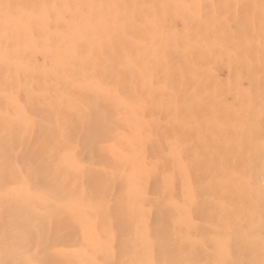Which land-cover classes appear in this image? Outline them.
Wrapping results in <instances>:
<instances>
[{
  "label": "bare ground",
  "instance_id": "obj_1",
  "mask_svg": "<svg viewBox=\"0 0 264 264\" xmlns=\"http://www.w3.org/2000/svg\"><path fill=\"white\" fill-rule=\"evenodd\" d=\"M0 264H264V0H0Z\"/></svg>",
  "mask_w": 264,
  "mask_h": 264
},
{
  "label": "rangeland",
  "instance_id": "obj_2",
  "mask_svg": "<svg viewBox=\"0 0 264 264\" xmlns=\"http://www.w3.org/2000/svg\"><path fill=\"white\" fill-rule=\"evenodd\" d=\"M200 42H201V41H200ZM200 42H199V43H200ZM201 43L205 46V43H204L203 41H202ZM201 43H200V45H201ZM201 47L203 48V46H201ZM224 74H225L224 72L221 73V78H222V79H223V77H224ZM241 85H242L243 88H246V86H247L246 81H245V80H242V81H241ZM244 85H245V86H244ZM228 99H229V101H230V98H228Z\"/></svg>",
  "mask_w": 264,
  "mask_h": 264
}]
</instances>
